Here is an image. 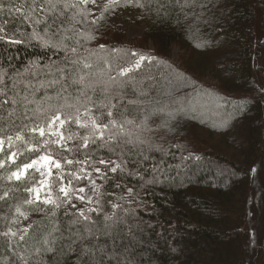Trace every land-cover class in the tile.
I'll use <instances>...</instances> for the list:
<instances>
[{"label":"trees","instance_id":"obj_1","mask_svg":"<svg viewBox=\"0 0 264 264\" xmlns=\"http://www.w3.org/2000/svg\"><path fill=\"white\" fill-rule=\"evenodd\" d=\"M143 3V8L121 6L96 24L91 21L101 13L94 17L82 14V8H59L68 31L53 36L35 22L43 15L30 10L32 0H0V264H264V0H207L194 9L199 23L193 22L192 9L181 8L184 0ZM86 10L92 13L91 4ZM126 12L145 25L141 45L109 37L114 18ZM74 14L79 23L71 19ZM64 35L71 39L61 42ZM44 41L60 47H45ZM140 54L146 57L140 68L118 77L128 81L123 88L109 84L117 65L128 67ZM81 76L84 83L75 82ZM166 80L188 88L175 97L182 108L155 102L169 92ZM105 87L109 95L121 93L123 99L113 103L122 105L128 119L147 118L152 131L141 139L151 147L133 137L136 146L123 150L126 172L100 179L92 207L102 211L90 213L96 224L88 225L95 235L82 240L76 233L87 236V222L74 223L76 207L41 205L43 211H33L36 205L24 202L39 173L29 170L20 181L9 177L39 155L59 158L55 145L45 146L49 137L31 129L45 127L57 109L75 113L79 108L87 119L83 113L92 104L82 93L98 103ZM182 100L196 103L192 112ZM63 131L74 137L66 144L73 151L62 153L68 159L110 155L91 144L76 149L85 129L69 124ZM119 152L111 154L117 163ZM64 167L65 173L79 170V165ZM57 194L54 188L53 197ZM116 203L122 207L113 208ZM72 204L81 202L73 197ZM113 213L127 223L104 235V215ZM9 230L16 235H3Z\"/></svg>","mask_w":264,"mask_h":264},{"label":"snow or ice","instance_id":"obj_2","mask_svg":"<svg viewBox=\"0 0 264 264\" xmlns=\"http://www.w3.org/2000/svg\"><path fill=\"white\" fill-rule=\"evenodd\" d=\"M176 2L179 3L180 0H176ZM96 3L97 0H75V2H72V0H32L30 10L35 14L43 15V19H37L35 22L37 24L43 23L45 25L46 34L49 30H51L52 35L57 36L61 32L66 33L68 31V29L63 28L64 21L61 19L64 12L57 11V9L63 8L66 10L68 8H82L84 9L82 14L91 15L92 13L86 10V6L88 4L95 5ZM206 3L207 0H184V4L181 5V8L183 9L184 7H188L192 9L191 16L193 18V22L199 23L201 21V16L196 14L194 9L198 5L203 7ZM121 6L125 8L129 6L143 8L145 7V4L143 3V0H103V6L100 7L101 15L96 19H93L91 22L96 24L98 21L104 20L106 18V13H114V11ZM17 11H20V9H17ZM75 15L76 14H74L71 19L76 23H79L80 21L75 20ZM188 15L189 13L185 12V16ZM76 34L79 33L77 32ZM65 39H71V37L64 35L61 37V42ZM13 43H18V41H13ZM44 46L58 48L60 47V44H50L49 41H44ZM64 50L71 51L72 53L77 51L76 48L69 49L67 46H65ZM145 59L146 57L143 54H140L138 59L132 61L128 67H121L117 65L116 75H108L109 84L123 88L128 81L118 79V77H128L131 73L140 68ZM84 67L91 68V65L85 64ZM84 81L85 77L81 76L79 81L75 82L84 83ZM85 87H88V85H85ZM101 93L104 98L98 103L93 102L91 97H88L86 93H82L85 95L86 100L92 104V107H86L83 113V117H86L87 119H82V114L80 113L79 108H76L75 113H62L59 109H57L55 113L48 118L45 127L37 126L31 129L33 132H38L41 137L46 135L49 137V139L45 141L46 147L55 145L56 149L61 151L59 158L47 153L39 155L36 159L24 163L22 167L18 166L17 170L9 177V179L15 178L17 181H20L22 178L27 177L29 170H34L39 173L40 179L36 181L33 186L26 188V191L30 194V199H26L24 202L28 205H36L33 211H43L44 209L40 207L41 205H51L58 209L63 203H68L74 208L75 205L72 204L73 197L82 203L89 205L92 204V199L86 198L84 195L85 187H78L76 182H84L85 180L90 181V190L98 192L100 186L96 185V180L93 178L92 173L94 172L99 174L97 177L99 179H107L109 173L124 174L126 172L125 166L128 161L123 159V150L126 145L134 144L133 137H135V142H138L139 145L149 144L151 147L148 139H141L142 133L152 131V129L148 126L147 118L140 123H136V121L128 119L121 111L122 105H119V103H113V100L123 99L120 92H117L115 95H109V88L105 87L101 89ZM7 102L8 101L6 99L2 101V103ZM128 103H133V101H128ZM93 108H95L96 111H99V116L94 114ZM69 124H75L79 128L86 130V134L80 137L81 143L76 146L77 150L81 147L87 149L89 148V144H91L97 151L100 148H106L110 155L107 158L98 157L95 159H92L90 155H86L83 160L68 159L67 156L62 155L63 152L73 151V149L68 148L66 144L67 141L72 140L74 137L73 135L65 136L63 131L66 125ZM131 125H135L136 129L140 130L139 133L134 132L133 129L129 127ZM17 139H20V137L18 136ZM8 140L10 142L11 137H9ZM3 143L4 142L0 140V151L3 150ZM134 146L136 145L134 144ZM117 149H120V152L118 153L121 157L120 163L111 159V154H117ZM15 155V153H12L9 159H14ZM62 160L63 163H61ZM65 165H79V170L65 173ZM99 165L104 166L103 170L99 167ZM0 167H3V162H0ZM88 168H91V171H89ZM65 180H67V183H65ZM115 186L118 188L121 187L119 184H116ZM54 188L58 193L55 198L53 197ZM127 191L129 196L135 198L131 188H128ZM4 196L6 197L7 193H5ZM120 199H123V196H121ZM96 203L98 204L99 201H96ZM112 207L121 208L122 206L116 203L113 204ZM16 211L25 219L28 218L25 213L20 211V208H17ZM98 211H102V209L98 210L95 207H89L87 209L78 210V218L74 221V223L87 222L85 225V231L88 234L87 236L81 235L79 231H77L76 234L80 239L87 240L88 237L95 235L92 228L88 227V225L95 226L96 221L91 220L89 214L97 213ZM72 215H76V213H73ZM114 217L115 213H113V215H104V235H109L111 228H113L116 224L127 223L120 217H116L115 219ZM108 221H111V224L107 223ZM23 231H27V229H24ZM129 232H131V227H129ZM3 235L15 236L16 233L9 230L8 232L3 233ZM20 239L23 240L24 236L21 235ZM84 251L91 252L92 249L86 248Z\"/></svg>","mask_w":264,"mask_h":264},{"label":"rangeland","instance_id":"obj_3","mask_svg":"<svg viewBox=\"0 0 264 264\" xmlns=\"http://www.w3.org/2000/svg\"><path fill=\"white\" fill-rule=\"evenodd\" d=\"M103 6V0H97V3L91 4V9H92V14L94 17H97L100 15L101 11H100V7ZM95 19V18H94ZM112 30H111V34H109V37H117V38H123L126 37L125 40H123L124 44H131V45H137L140 44L141 45V38L143 36V32L145 29V25L144 24H140L137 22V17L136 14H134L133 12H126V13H121L120 15H118L116 18H114L113 22H112ZM147 48H150L149 45ZM232 48V47H231ZM229 52V51H228ZM179 52H175L174 53V58L175 59H179ZM109 67V66H107ZM174 78V77H173ZM210 83H214L217 84V82L212 81L207 79ZM165 84V88L167 87V89H170L169 92L164 93L163 94V100H157L155 102H157V104H165L168 103L169 107L173 106V107H183V105L181 104V98H175L177 96L178 93H180L182 90L184 89H188L186 86L185 88H183V83L182 82H169V81H164ZM218 85V84H217ZM172 87V88H171ZM250 87V86H249ZM241 88H245L244 90H247V86H242ZM256 88V86H255ZM165 89V90H167ZM186 91V90H185ZM248 92L252 91V90H247ZM246 91V92H247ZM151 103V102H150ZM183 103V100H182ZM185 105V103H183ZM196 105V103H195ZM193 100L188 101L186 106V109H188V111H191L192 106H195ZM201 107H203V104L201 105ZM180 108V109H181ZM192 112V111H191ZM91 171V170H90ZM99 174L97 173H92L93 178L96 180V185H99V181L100 179L97 178ZM90 181H85V183L81 186V187H85V197L86 198H91L93 203L92 204H86V203H82L81 205L75 204V207L77 210L79 209H87L89 207H92L94 204V201L96 199V195L98 192H93L90 190L89 185H90ZM128 201H130V198L128 199ZM29 224L25 223L24 227L28 228ZM252 243L251 245L249 244L250 249L253 248L252 247Z\"/></svg>","mask_w":264,"mask_h":264}]
</instances>
